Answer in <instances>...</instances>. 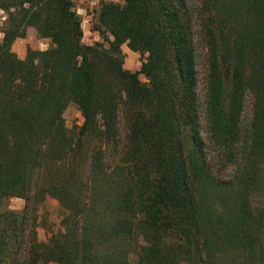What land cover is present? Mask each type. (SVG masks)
I'll list each match as a JSON object with an SVG mask.
<instances>
[{
	"label": "trees",
	"instance_id": "obj_1",
	"mask_svg": "<svg viewBox=\"0 0 264 264\" xmlns=\"http://www.w3.org/2000/svg\"><path fill=\"white\" fill-rule=\"evenodd\" d=\"M0 8V264H264V0L104 1L90 44L73 0Z\"/></svg>",
	"mask_w": 264,
	"mask_h": 264
},
{
	"label": "rangeland",
	"instance_id": "obj_2",
	"mask_svg": "<svg viewBox=\"0 0 264 264\" xmlns=\"http://www.w3.org/2000/svg\"><path fill=\"white\" fill-rule=\"evenodd\" d=\"M104 1H119V0H73L74 7L81 18V27L83 30V41L85 43H93L100 41L101 36L98 31L94 29L96 21V14L100 8V5ZM6 12L0 8V27L5 19ZM2 33H0V39ZM48 40L39 37L35 28L29 27L25 37L17 38L11 48L17 54V56L23 58L26 54L27 48L32 49H45L48 47ZM124 52V67L131 71H136L140 68L141 62L144 60V56L138 52L131 51L126 44L122 45ZM199 84L202 85L205 75V65L202 55L197 60ZM141 80H144L142 74L139 75ZM250 110L248 104L244 111V120L249 118ZM64 124L68 129H73L79 126L83 121V115L75 102H70L63 111ZM8 208L13 210H21L24 206V200L19 197L9 198L6 202ZM63 215V210L59 206L56 198L52 195H46L45 200L42 202L38 209V225L37 235L41 241L47 240L53 232H56L60 228V220ZM134 255H131V260L134 261ZM51 264V263H48Z\"/></svg>",
	"mask_w": 264,
	"mask_h": 264
}]
</instances>
